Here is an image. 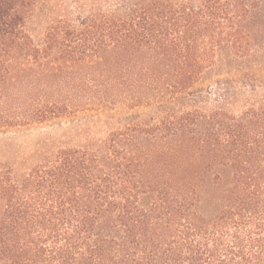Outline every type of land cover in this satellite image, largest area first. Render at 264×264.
I'll list each match as a JSON object with an SVG mask.
<instances>
[{"label":"trees","instance_id":"16d2710c","mask_svg":"<svg viewBox=\"0 0 264 264\" xmlns=\"http://www.w3.org/2000/svg\"><path fill=\"white\" fill-rule=\"evenodd\" d=\"M38 1L0 0V133L69 107L50 93L58 84L28 99L20 80L81 62L134 71L125 101L162 110L111 130L102 148H59L22 176L0 161V264H264V96L239 111L177 105L225 48L253 52L258 4L91 0L38 46L27 30ZM218 166L225 177H208Z\"/></svg>","mask_w":264,"mask_h":264},{"label":"rangeland","instance_id":"374dc122","mask_svg":"<svg viewBox=\"0 0 264 264\" xmlns=\"http://www.w3.org/2000/svg\"><path fill=\"white\" fill-rule=\"evenodd\" d=\"M247 1L258 4L250 15V22L254 26L253 52L239 58L225 48L219 53L217 64L197 84L199 89L181 99L177 105L191 104L204 110L221 107L239 111L247 104H257V99L264 96V0ZM84 2L93 4L91 0H39L27 26L34 43L42 46L48 25L63 15L78 16L76 5ZM37 71L42 79H35L33 86L23 78L16 88L18 94L26 98L28 94L38 97L42 94L44 84L52 82L58 87L54 86L50 93L60 96L69 107L46 121L27 122L0 133V161H8L15 176H22L36 163L53 158L62 147L102 148L111 130L136 118L155 117L162 110L156 104L131 108L125 101L124 95L130 88L129 84L133 83L131 74L134 71L128 74L123 68L117 76L111 73L113 70L105 71L102 66L95 67L94 64L82 62L60 73L56 72L55 76L49 78L42 77L41 69ZM90 100L91 106L83 107ZM9 101L14 108H19L24 102L23 98ZM216 172L225 177V170L219 166L208 177L212 178ZM208 190V196L220 195L216 187Z\"/></svg>","mask_w":264,"mask_h":264}]
</instances>
